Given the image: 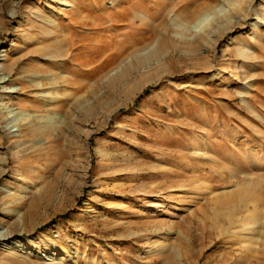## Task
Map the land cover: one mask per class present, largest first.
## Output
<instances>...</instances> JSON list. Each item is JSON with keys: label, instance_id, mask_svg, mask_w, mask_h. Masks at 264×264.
<instances>
[{"label": "rangeland", "instance_id": "obj_1", "mask_svg": "<svg viewBox=\"0 0 264 264\" xmlns=\"http://www.w3.org/2000/svg\"><path fill=\"white\" fill-rule=\"evenodd\" d=\"M259 3L0 0V264H264Z\"/></svg>", "mask_w": 264, "mask_h": 264}, {"label": "bare ground", "instance_id": "obj_2", "mask_svg": "<svg viewBox=\"0 0 264 264\" xmlns=\"http://www.w3.org/2000/svg\"><path fill=\"white\" fill-rule=\"evenodd\" d=\"M260 1V3H259V6L258 7H256L255 6V8H254V10H253V6H252V8L250 9V11L249 12H251V17H249V19L251 18V19H255V21H257V23H260L261 25H263L264 26V0H259ZM66 4L64 5V6H67V5H69V3L68 2H65ZM251 5H253L252 3L250 4V6ZM250 6H249V8H250ZM248 8V9H249ZM246 12V11H245ZM244 15V14H243ZM252 15H254V16H256L255 18H252ZM202 16V15H201ZM207 16V15H206ZM210 16V15H209ZM239 16H240V14H239ZM239 16H234V18H237V19H239L240 20V18H239ZM249 16H250V13H249ZM13 18L15 17L14 15L12 16ZM233 17V16H232ZM244 17V16H243ZM245 18V17H244ZM210 19V18H209ZM206 20H205V16H203L202 17V20H200V23L199 24H203L204 22H205ZM227 21H229V20H227ZM241 22V21H240ZM226 25V24H225ZM200 26V25H199ZM219 27H220V25H219ZM219 27H217V28H219ZM6 68H3L2 70L5 72L6 70H5ZM1 71V70H0ZM1 80H3L2 81V83H6L7 81L5 80V78L4 79H1ZM25 115V114H24ZM5 120V119H4ZM40 120V119H39ZM42 123V122H41ZM32 124H34V123H32ZM27 125H23L19 130L20 131H23L24 130V128L26 127ZM29 127V132H32V128L30 129V125H28L27 126V128ZM32 127H33V125H32ZM34 128H35V125H34ZM34 128H33V131H34ZM39 129H40V127H39ZM19 130H17V132H19ZM16 131H13V132H10V134H7L8 135V137H11L12 135L11 134H14ZM36 132V131H35ZM39 132V131H38ZM40 133H41V131H40ZM39 204V203H38ZM36 205V204H35ZM35 207V206H34ZM37 210V209H36ZM4 238V240H8L9 239V235L8 236H4L3 237Z\"/></svg>", "mask_w": 264, "mask_h": 264}]
</instances>
